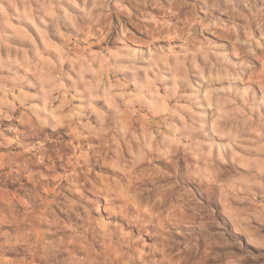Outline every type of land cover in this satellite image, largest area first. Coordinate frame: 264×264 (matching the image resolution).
Listing matches in <instances>:
<instances>
[{
    "label": "rangeland",
    "instance_id": "1",
    "mask_svg": "<svg viewBox=\"0 0 264 264\" xmlns=\"http://www.w3.org/2000/svg\"><path fill=\"white\" fill-rule=\"evenodd\" d=\"M0 264H264V0H0Z\"/></svg>",
    "mask_w": 264,
    "mask_h": 264
}]
</instances>
